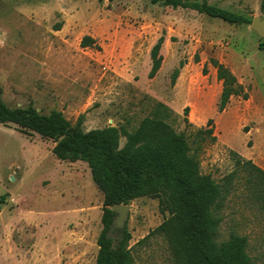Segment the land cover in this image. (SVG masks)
I'll return each mask as SVG.
<instances>
[{"label":"rangeland","instance_id":"374dc122","mask_svg":"<svg viewBox=\"0 0 264 264\" xmlns=\"http://www.w3.org/2000/svg\"><path fill=\"white\" fill-rule=\"evenodd\" d=\"M207 1L251 21L264 19L261 0ZM86 35L93 46L81 45ZM160 36L161 66L149 78L150 50ZM212 58L248 95L231 97L221 112ZM0 94L10 107L61 111L72 125L83 114L86 131H131L162 102L173 112L168 122L188 137L201 173L221 182L235 168L232 151L264 170V39L251 23L150 0H0ZM209 118L215 139L198 143L194 132ZM53 145L0 123V264H95L103 195L87 163L57 159ZM241 174L221 210L217 239L246 235L252 263L264 264L263 200L252 196ZM128 204L131 264H173L165 237L150 234L166 218L157 199ZM110 235L115 240L120 230Z\"/></svg>","mask_w":264,"mask_h":264},{"label":"trees","instance_id":"16d2710c","mask_svg":"<svg viewBox=\"0 0 264 264\" xmlns=\"http://www.w3.org/2000/svg\"><path fill=\"white\" fill-rule=\"evenodd\" d=\"M172 8H188L220 18L231 24H250L246 16L210 4L207 0H150ZM264 12V0H261ZM164 37L160 36L150 50L151 66L148 77L153 78L162 62L160 48ZM82 46H93L88 35ZM221 81L217 111L225 109L230 98L248 97L236 75L222 62L210 60ZM179 69L172 73V83ZM187 114L188 107L184 108ZM172 110L162 102H156L148 116L142 118L131 131L126 127L106 126L84 130L83 114L72 125L61 111L41 114L32 105L10 107L0 94V123L15 124L26 134L36 132L54 142L52 153L59 160L87 163L92 181L103 195L101 223L97 237L98 251L95 264H131L133 255L129 247L130 233L124 227L120 236H108L115 212L109 207L128 204L131 200L149 196L156 198L158 209L166 218L150 234H160L169 244L173 264H253L247 252L246 235L231 232L224 240L217 239L222 221L221 210L232 191L235 178L245 173L251 194L263 200L264 170L232 151L235 168L216 182L210 174L200 171L196 153L192 152L188 137L177 132L168 122ZM187 121V119H185ZM125 141L120 146V138ZM196 142L213 141V119L205 127L194 132Z\"/></svg>","mask_w":264,"mask_h":264},{"label":"water","instance_id":"95a60500","mask_svg":"<svg viewBox=\"0 0 264 264\" xmlns=\"http://www.w3.org/2000/svg\"><path fill=\"white\" fill-rule=\"evenodd\" d=\"M251 28L264 39V19L259 16L254 17L251 22ZM109 208L115 212L108 231V236L112 237L110 235L112 230H123L128 218L129 210L131 209V204H115L111 205Z\"/></svg>","mask_w":264,"mask_h":264}]
</instances>
